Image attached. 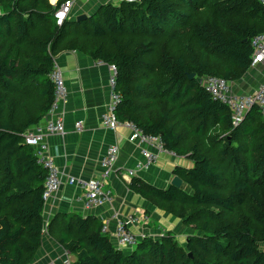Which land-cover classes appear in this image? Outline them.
<instances>
[{"label":"trees","instance_id":"16d2710c","mask_svg":"<svg viewBox=\"0 0 264 264\" xmlns=\"http://www.w3.org/2000/svg\"><path fill=\"white\" fill-rule=\"evenodd\" d=\"M63 1L0 0V264H31L42 245L47 169L23 133L50 109L64 49L113 65L117 118L193 160L174 169L189 189L138 177L130 187L199 231L186 246L169 232L144 236L125 253L96 217L62 212L47 228L76 255L72 264H264V117L253 105L234 125L199 81L249 69L252 39L264 32L261 1H121L59 25Z\"/></svg>","mask_w":264,"mask_h":264},{"label":"crops","instance_id":"0c3cea01","mask_svg":"<svg viewBox=\"0 0 264 264\" xmlns=\"http://www.w3.org/2000/svg\"><path fill=\"white\" fill-rule=\"evenodd\" d=\"M57 1L50 2L56 4ZM120 2L121 0L79 1L75 3L68 19L78 21L77 18L84 14L90 18L103 5H118ZM55 61L63 72L67 87V98L59 103L56 110V114L63 119L65 132L46 134L44 141L47 144L45 154L58 167L61 183L45 202L43 218L46 228L42 245L31 264H72L76 260V255L66 250L47 228L55 216L62 212L96 217L103 226L107 225L106 233L110 234L116 245L114 232L119 221H124L139 239L144 236L159 239L164 232H169L175 235L181 245L186 246L188 237L199 234V231L153 200L143 198L131 189L130 184L133 177H138L158 188H169L175 176L174 169L177 166L190 168L194 165L193 160L186 155L164 151L159 152L154 163L136 168L137 163L146 162L143 150L155 152L156 149L151 144L132 140V130L125 125L115 130L103 127L102 114L110 101L112 65L79 49L61 50L55 56ZM228 81L232 94L253 93L264 82V65H251L242 77ZM48 118L46 115L38 124L44 125ZM77 121L83 123L81 132L76 131ZM112 145L118 146L119 156L115 169L105 184V189L111 193V200L103 205L87 207L83 191L70 184L68 179L71 176L90 179L100 173V161ZM128 169H135V174L128 175ZM184 185L188 187L185 183ZM186 187L184 188L189 189ZM129 215L139 217V222H127ZM145 217H148L147 222L144 221ZM262 243L260 248L264 250V242ZM135 247L121 249L132 252Z\"/></svg>","mask_w":264,"mask_h":264},{"label":"built area","instance_id":"2783aa9c","mask_svg":"<svg viewBox=\"0 0 264 264\" xmlns=\"http://www.w3.org/2000/svg\"><path fill=\"white\" fill-rule=\"evenodd\" d=\"M86 0H64L54 13L57 24L61 25L70 16L72 8L75 3ZM128 2H135L139 0H121ZM264 5V0H260ZM253 55L251 65H264V32L256 35L252 39ZM113 74L110 78V101L106 111L102 114L103 127L115 130L121 125H125L132 130L131 139L141 143H147L155 146L156 151L143 150V156L146 157L145 163H137L136 168L140 169L144 166L154 163L159 152L167 151L165 149L162 139L158 135L145 133L139 126L130 121H120L116 115V109L121 101L120 94L115 90L116 87V69L112 65ZM51 79L54 83V99L47 113L48 120L44 125H36L27 129L24 133L26 143L32 145L36 149L38 162L47 169V176L44 182L43 198L45 201L55 192L60 186L59 169L53 160L46 156L45 150L47 144L44 141L46 134H62L65 132V125L60 115L56 114V110L60 102L67 98V87L64 80L63 72L56 61H54V68L51 73ZM199 81L205 89L212 95L214 99L226 103L232 111V122L234 125L240 123L247 111L253 106L257 105L264 117V82L250 94L235 95L230 90L229 81L223 77L216 75L202 76ZM76 131L83 130L82 121L76 122ZM171 152V151H169ZM119 156V148L117 145L109 146L105 155L102 157L100 163L102 171L90 179L81 177H69L68 182L78 187L84 193L85 204L87 207L103 205L105 202L111 200V193L105 189V184L115 169L116 162ZM128 175H134L135 169H128ZM127 222L135 224L139 222V217L129 215ZM148 217L144 218L147 222ZM107 225L103 226V231L106 232ZM114 239L118 247H132L136 246L139 238L133 233L124 221H119L114 232Z\"/></svg>","mask_w":264,"mask_h":264},{"label":"water","instance_id":"95a60500","mask_svg":"<svg viewBox=\"0 0 264 264\" xmlns=\"http://www.w3.org/2000/svg\"><path fill=\"white\" fill-rule=\"evenodd\" d=\"M88 16L87 15H80L77 20L78 21H81L83 19H86ZM190 78H193L195 75L194 74H190L189 75ZM171 185L175 186V187H178V188H184L185 185H184V182H183V179L177 175L173 176L172 180H171ZM188 241V239H187ZM189 256H192V253L189 252Z\"/></svg>","mask_w":264,"mask_h":264},{"label":"rangeland","instance_id":"374dc122","mask_svg":"<svg viewBox=\"0 0 264 264\" xmlns=\"http://www.w3.org/2000/svg\"><path fill=\"white\" fill-rule=\"evenodd\" d=\"M51 1V0H50ZM186 187V186H185ZM186 188H189V187H186ZM111 237V236H110ZM112 239V237H111ZM113 240V239H112ZM263 244V243H262ZM261 245V244H260ZM125 253H128L129 251H127V249L124 251Z\"/></svg>","mask_w":264,"mask_h":264}]
</instances>
